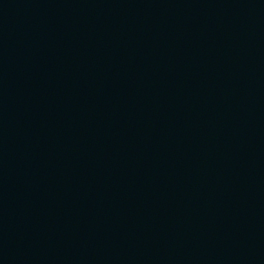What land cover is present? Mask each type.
<instances>
[{"label": "water", "instance_id": "95a60500", "mask_svg": "<svg viewBox=\"0 0 264 264\" xmlns=\"http://www.w3.org/2000/svg\"><path fill=\"white\" fill-rule=\"evenodd\" d=\"M0 264H264V0H0Z\"/></svg>", "mask_w": 264, "mask_h": 264}]
</instances>
